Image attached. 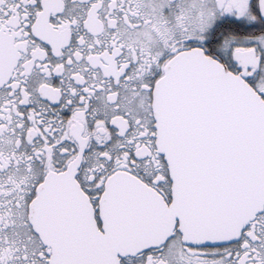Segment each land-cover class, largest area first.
<instances>
[{
	"label": "snow or ice",
	"instance_id": "1",
	"mask_svg": "<svg viewBox=\"0 0 264 264\" xmlns=\"http://www.w3.org/2000/svg\"><path fill=\"white\" fill-rule=\"evenodd\" d=\"M0 264H264V0H0Z\"/></svg>",
	"mask_w": 264,
	"mask_h": 264
}]
</instances>
